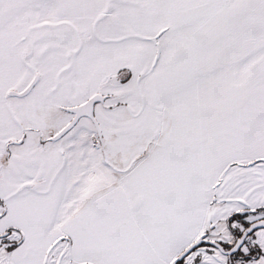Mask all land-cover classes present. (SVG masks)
Returning a JSON list of instances; mask_svg holds the SVG:
<instances>
[{
    "label": "snow or ice",
    "instance_id": "snow-or-ice-1",
    "mask_svg": "<svg viewBox=\"0 0 264 264\" xmlns=\"http://www.w3.org/2000/svg\"><path fill=\"white\" fill-rule=\"evenodd\" d=\"M0 264H264V0H0Z\"/></svg>",
    "mask_w": 264,
    "mask_h": 264
}]
</instances>
